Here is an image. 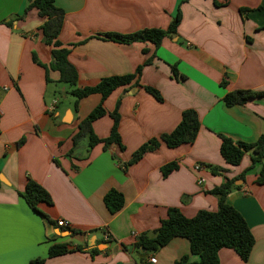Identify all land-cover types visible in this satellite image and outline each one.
<instances>
[{"label": "crops", "instance_id": "1", "mask_svg": "<svg viewBox=\"0 0 264 264\" xmlns=\"http://www.w3.org/2000/svg\"><path fill=\"white\" fill-rule=\"evenodd\" d=\"M30 1L0 0V264L34 259H44L43 264H151V258L153 264H173L182 256L194 262L182 238L151 253L131 250V245L135 236L157 229L170 208L187 219L200 210L216 211L217 200L208 192L227 180L237 188L226 203L241 215L254 243L246 262L220 249L218 264H264V184L254 183L264 157L250 168V153L236 166L225 164L219 154V136L249 144L264 133V0H54L63 13L57 41L68 49L77 88L142 66L139 86L151 87L161 97L157 102L134 86L113 90L102 102L105 115L90 127L96 138H106L112 123L108 114L118 102L122 150L96 144L88 152L86 138L73 147L72 137L100 97L82 98L74 109L70 89L57 82L58 74L48 71L45 80L32 55L47 66L51 48L41 42L43 20L37 11L22 14ZM177 9L175 35L163 38L157 48L101 37L164 30ZM65 87L70 98L63 97L60 104L55 89L65 94ZM236 90L261 96L224 106L222 97ZM53 100L56 105L48 114ZM184 110L194 111L199 123L192 143L173 149L159 143L123 167L140 145L169 133ZM168 163L177 169L163 178L160 169ZM195 165L201 169L195 171ZM28 179L50 199V204L37 205L46 220L19 196ZM109 190L123 199L114 214L102 202ZM59 220L68 227H58ZM64 243L82 249L46 258L49 246Z\"/></svg>", "mask_w": 264, "mask_h": 264}, {"label": "trees", "instance_id": "2", "mask_svg": "<svg viewBox=\"0 0 264 264\" xmlns=\"http://www.w3.org/2000/svg\"><path fill=\"white\" fill-rule=\"evenodd\" d=\"M53 2L54 0H32L23 10L22 14H25L29 9H35L37 11L38 17L43 20L38 28L41 33V42L51 48L50 62L47 66L40 65L33 55L32 61L44 69L46 81L48 71H53L58 74L57 82L70 89L69 94L74 98V109L77 106V102L82 98L92 94H97L100 97L98 104L79 122L77 127L78 131L72 137L73 147H75V144L81 138H86V152L96 144H102L103 150H107L112 145L122 150L117 133L119 121L117 112L118 102L115 103L112 112L108 114V117L112 121L108 136L104 139H98L92 133L91 123L105 115L102 108L103 100L113 90L124 86L140 87L157 102H161V97L155 89L148 86H139L138 76L142 66L137 67L132 74L107 77L101 79L92 87L77 88L76 72L66 60L68 49L62 48L57 41L63 13L60 9L54 7ZM239 12L244 13L246 10H239ZM179 22L180 14L177 9L175 16L164 30L143 29L125 35L107 33L101 35V37L107 41L125 45L148 42L157 48L163 38L175 35ZM147 63L148 61H145L143 65ZM171 70L173 71V69ZM260 96V93L236 90L226 93L221 101L226 107L240 106ZM198 128L199 123L194 111H182L179 122L169 133L161 134L158 138L150 139L140 145L132 153L130 160L123 164V167L136 163L145 153L156 150L159 143L164 144L168 149L176 148L181 144L192 143L196 137ZM219 139V154L227 165H238L243 155L250 153L251 168L254 164L260 163L264 157V133L256 141L249 144L232 142L223 136H219ZM22 142L23 140H20L17 145H20ZM70 155L71 151L68 156ZM203 168L208 169L211 174L219 173V170L215 167L203 166ZM176 169L177 166L175 163H168L161 167L160 172L162 177L165 178ZM254 183L256 185L264 184V168H261ZM236 188L233 185V181L227 180L208 192V194L214 196L217 200V208L214 212L200 210L192 218L187 219L177 209H168L166 219L160 222L157 229L135 236L131 250H143L151 253L165 246L172 238H182L188 242L189 254L195 257L196 261L190 262L188 256H182L173 262V264H218L217 252L220 249H229L236 254L240 261L246 262L254 243L252 235L241 215L226 203V196L232 189ZM19 196L31 212L46 220V217L37 210V205L40 202L50 204V199L40 186L28 179ZM102 202L110 214L119 211L123 205L122 195L115 190L107 191L102 197ZM122 248L124 249L123 246ZM81 249L80 246H70L65 243L54 244L48 247L46 258H53L68 252L81 251ZM96 252V250H92L90 253L94 254ZM43 262L44 259H34L29 264H43Z\"/></svg>", "mask_w": 264, "mask_h": 264}, {"label": "built area", "instance_id": "3", "mask_svg": "<svg viewBox=\"0 0 264 264\" xmlns=\"http://www.w3.org/2000/svg\"><path fill=\"white\" fill-rule=\"evenodd\" d=\"M55 105H56V101L55 100L51 101V103L46 107V113H48V114L51 113L54 110ZM200 169H201V167L199 165H195L194 166V170L195 171H198ZM56 225L58 227H63V228H67L68 227L67 223H65V222H63L61 220L57 221ZM105 237H107L106 234H105ZM148 262L153 264V263H155V259L151 258V259L148 260Z\"/></svg>", "mask_w": 264, "mask_h": 264}, {"label": "rangeland", "instance_id": "4", "mask_svg": "<svg viewBox=\"0 0 264 264\" xmlns=\"http://www.w3.org/2000/svg\"><path fill=\"white\" fill-rule=\"evenodd\" d=\"M59 87V86H58ZM65 89H66V92H65V94H60V92H59V88H56L55 89V93H59L58 95H59V99H60V104H62V98L63 97H69L70 98V96H69V94H68V92H67V88L65 87Z\"/></svg>", "mask_w": 264, "mask_h": 264}, {"label": "water", "instance_id": "5", "mask_svg": "<svg viewBox=\"0 0 264 264\" xmlns=\"http://www.w3.org/2000/svg\"><path fill=\"white\" fill-rule=\"evenodd\" d=\"M140 252L142 253V252H143V250H140Z\"/></svg>", "mask_w": 264, "mask_h": 264}]
</instances>
